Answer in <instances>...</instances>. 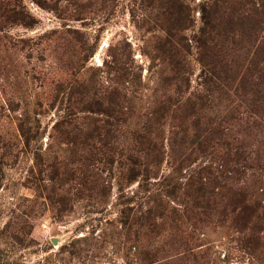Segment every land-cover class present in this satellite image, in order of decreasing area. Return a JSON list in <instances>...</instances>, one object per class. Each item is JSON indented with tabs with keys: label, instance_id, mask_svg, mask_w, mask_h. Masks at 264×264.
<instances>
[{
	"label": "rangeland",
	"instance_id": "obj_1",
	"mask_svg": "<svg viewBox=\"0 0 264 264\" xmlns=\"http://www.w3.org/2000/svg\"><path fill=\"white\" fill-rule=\"evenodd\" d=\"M209 1L0 0V264H264V220L246 209L264 204V174L240 175L223 145L262 154L264 127L251 132L211 97L201 126L222 144L202 152L193 119L153 115L169 86L157 50L168 29L184 96L200 93ZM122 67L137 74L129 87ZM147 129L162 161L129 183L126 156Z\"/></svg>",
	"mask_w": 264,
	"mask_h": 264
},
{
	"label": "trees",
	"instance_id": "obj_2",
	"mask_svg": "<svg viewBox=\"0 0 264 264\" xmlns=\"http://www.w3.org/2000/svg\"><path fill=\"white\" fill-rule=\"evenodd\" d=\"M202 12L203 26L195 37L202 65L200 93L184 96L189 88L187 68L182 63L186 60L180 47L172 43L176 34L168 29V36L158 41L157 50L168 58V72L163 80L169 86H166L164 98L153 110V115L157 121L166 116L178 117L185 123L193 119L195 130L189 142L194 149L203 152V145L208 146L215 140L217 144H222L215 137L216 128L201 126L205 117L203 111L207 109L211 97L227 100L233 108L230 118L251 132H261L264 127V65H261L264 61V0H210L203 5ZM181 46L184 51L188 50L186 46ZM120 77L127 87L138 78L132 70L124 67ZM20 131L28 143L27 129L21 125ZM151 134L152 130L147 129L134 137L136 150L126 156L128 163L125 170L129 183L142 174L154 175L152 172L162 161L163 145H158ZM223 145L227 154L232 153L234 169L240 175H245L248 169H254L253 174L258 177L264 174V151L261 154L258 149L251 150L244 139H239L236 144L225 139ZM202 172L203 168L198 170L195 179L194 188L198 190H203L206 185L201 180ZM246 209L257 212L258 221L264 220V204ZM253 239L250 234L246 240L252 244Z\"/></svg>",
	"mask_w": 264,
	"mask_h": 264
}]
</instances>
